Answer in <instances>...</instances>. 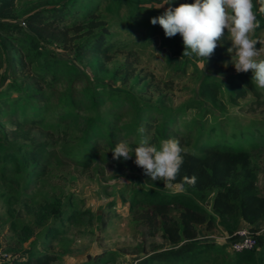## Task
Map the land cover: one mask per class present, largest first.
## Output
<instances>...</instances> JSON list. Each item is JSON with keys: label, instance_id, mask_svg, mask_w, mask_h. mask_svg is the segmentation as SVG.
I'll return each mask as SVG.
<instances>
[{"label": "rangeland", "instance_id": "obj_1", "mask_svg": "<svg viewBox=\"0 0 264 264\" xmlns=\"http://www.w3.org/2000/svg\"><path fill=\"white\" fill-rule=\"evenodd\" d=\"M6 1L0 22L22 23L24 29L12 34L0 29V155L11 152L21 163L28 146L44 144L50 157L19 170L13 162H0V264L31 247L44 250L50 229L59 232L49 249L58 256L52 264H137L152 250L176 246L165 235L168 221L144 191L187 192L152 187L136 165L119 169L120 159H113L111 150L121 141L139 145L140 126L157 147L175 138L191 152L216 143L249 149L261 163L264 193V89L235 98L228 82L237 73L231 54L218 64L183 57L182 37L167 38L151 23L167 9L159 8L166 0ZM61 6L63 17L53 11ZM42 8L50 26L76 22L80 30L65 37L23 24L27 14ZM98 33L107 35L109 56L77 55L74 48ZM27 35L41 54L27 53L29 44L22 40ZM252 36L264 39V30ZM226 44L232 46L227 29L217 48ZM51 58L63 64L46 73ZM203 81L221 84L215 99L200 94ZM206 209L212 214L210 204ZM181 212L171 207L168 215L179 219ZM197 228L198 241H232L220 224ZM256 231L264 237V221Z\"/></svg>", "mask_w": 264, "mask_h": 264}, {"label": "trees", "instance_id": "obj_2", "mask_svg": "<svg viewBox=\"0 0 264 264\" xmlns=\"http://www.w3.org/2000/svg\"><path fill=\"white\" fill-rule=\"evenodd\" d=\"M195 0H172L173 8L181 4H191ZM9 1L0 0V8L9 6ZM55 14L64 16V6L54 8ZM45 9H37L24 17V25L27 24L42 33L58 32L67 37L71 30L78 32L81 23L72 22L70 26H60V23L50 24L47 22ZM261 20V27L256 31L264 30V16L258 17ZM92 24V23H91ZM90 24V25H91ZM50 26V27H49ZM0 29L8 33H20L24 27L22 23L0 22ZM181 37L180 34H177ZM23 42H28L27 53L37 56L40 53L38 44L33 37L25 36ZM93 41V42H92ZM92 42V43H90ZM110 46L107 43L106 33H98L89 41H84L74 48L77 55L83 52H96L109 56ZM230 58L228 45L218 47L208 61L223 63ZM63 64V61L51 58L45 64L46 73L53 71L54 66ZM47 78V76H46ZM77 76L68 84V90L72 93L76 90ZM228 82L235 94V98L246 97L249 92L260 95L259 90L252 83V76L246 73H233L228 77ZM18 90L19 87H16ZM221 84L212 81L211 83L201 82L200 94L215 99L220 92ZM27 90V89H24ZM20 163L11 152H4L0 155V162H13L17 170L29 166H37L40 160H48L49 151L44 144L30 145ZM252 152L243 147H234L230 144L216 143L204 144L201 152L187 150L185 162L181 169V178L184 176L198 177L195 186L185 184L179 187L186 191V194H163L157 190L144 191L148 203L155 212L162 213L168 224L164 227L165 235L169 241L176 244L174 247L160 248L147 253L137 264H264V237L258 235L256 225L264 221V193L260 190L258 176L262 169L261 163L253 159ZM135 154L131 159L120 158L119 169L125 168L127 163L135 164ZM37 161V162H36ZM137 166V165H136ZM142 172L148 185L157 189L165 187L163 181H151V178L144 174V170L137 166ZM37 170V169H36ZM38 172V171H36ZM179 183V181L177 182ZM178 187V186H177ZM212 207V214L206 209V205ZM171 207L182 209L179 219L168 215ZM241 223L252 227L255 233L256 246L251 250L230 253V245L218 244L214 241H198L199 224H207L208 227L220 224L230 235H233ZM57 230L50 229L46 236L48 241L44 250L29 248L21 258H13L10 262L2 264H52L58 259L56 254L50 252L53 241L58 236ZM236 236H232V241ZM35 242H33V245Z\"/></svg>", "mask_w": 264, "mask_h": 264}, {"label": "clouds", "instance_id": "obj_3", "mask_svg": "<svg viewBox=\"0 0 264 264\" xmlns=\"http://www.w3.org/2000/svg\"><path fill=\"white\" fill-rule=\"evenodd\" d=\"M171 3L172 0H166L159 8ZM260 16H264V0H195L176 8L167 7L162 15L153 17L151 23L159 24L167 38L181 35L183 57H196L204 61L214 54L227 29V38L232 43L228 53L232 55L231 62L236 72L251 71L253 85L257 89H264V39L252 36L261 27ZM258 43L261 45L259 49L256 47ZM137 132L142 137L139 145L130 148L126 140L121 141L111 150L114 160L121 157L131 159L134 151L135 164L144 170L151 181H163L165 189L183 187L185 184L195 186L198 180L196 175L181 178L187 149L181 146L179 139H163L157 147L144 137L143 126Z\"/></svg>", "mask_w": 264, "mask_h": 264}, {"label": "built area", "instance_id": "obj_4", "mask_svg": "<svg viewBox=\"0 0 264 264\" xmlns=\"http://www.w3.org/2000/svg\"><path fill=\"white\" fill-rule=\"evenodd\" d=\"M232 236H236V239L231 241V249L234 252L251 250L256 246L255 233L249 225L238 229L230 238Z\"/></svg>", "mask_w": 264, "mask_h": 264}]
</instances>
